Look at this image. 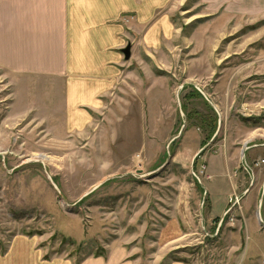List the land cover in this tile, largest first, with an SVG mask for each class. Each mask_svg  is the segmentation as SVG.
<instances>
[{"label":"rangeland","instance_id":"obj_1","mask_svg":"<svg viewBox=\"0 0 264 264\" xmlns=\"http://www.w3.org/2000/svg\"><path fill=\"white\" fill-rule=\"evenodd\" d=\"M255 4L162 7L154 48L131 65L137 77H114L85 114L66 112L63 99L17 112L12 77L0 72V254L21 235L41 264H264V239L246 238L250 219L264 237V173L245 170L264 165V155L245 163L264 144V7ZM222 153L244 173L231 178L258 193L236 214L247 187L233 191L239 203L227 200L215 221L203 194L208 156Z\"/></svg>","mask_w":264,"mask_h":264},{"label":"crops","instance_id":"obj_2","mask_svg":"<svg viewBox=\"0 0 264 264\" xmlns=\"http://www.w3.org/2000/svg\"><path fill=\"white\" fill-rule=\"evenodd\" d=\"M177 1L180 0H0V72L12 77L14 110L25 114L30 112L25 107H57L58 99H63L61 105L68 113H81L84 108L85 114L88 109H98L114 77H137L130 72L131 65L138 62L137 52L146 55L154 48V33L162 24L154 26L153 18H167L168 15H157L158 11ZM225 1L244 2L246 8L256 3L257 11L264 7V0ZM241 10L244 13V7ZM127 45H131V54L126 60L122 49ZM196 144L194 141L185 147L189 156L196 151ZM259 155H264V144L248 150L245 163L254 164ZM207 166L211 181L203 201L206 204L208 199L210 203L211 219H218L227 210L232 192L247 187V194L250 184L231 178L230 173L239 171V167L235 169L223 153L221 157L209 155ZM254 167L251 164L245 170L258 179L264 165L256 172ZM242 172L236 174L244 175ZM222 180L226 183L219 186ZM257 193L254 187L243 198L242 208H236L234 213L241 209L247 213ZM254 225L251 219L246 223L247 241L252 233L257 241L264 239ZM258 251L263 253L264 247H258ZM39 254L33 237L13 236L7 250L0 254V264H41ZM113 264L128 263L113 260Z\"/></svg>","mask_w":264,"mask_h":264},{"label":"water","instance_id":"obj_3","mask_svg":"<svg viewBox=\"0 0 264 264\" xmlns=\"http://www.w3.org/2000/svg\"><path fill=\"white\" fill-rule=\"evenodd\" d=\"M122 53H123L124 58H125L126 60L129 59V58H130V54H131V45H127L125 48H123V49H122ZM197 89L200 90L199 88H197ZM200 91H201V90H200ZM169 160H170V156H167V159H166V162H165V163H168ZM192 166H193V165H192ZM203 195L205 196V191H204V194H203ZM257 214H258V217H259L260 222L263 224V220H262L261 215H260V209L258 210ZM221 221H222V220L220 219V222H221Z\"/></svg>","mask_w":264,"mask_h":264},{"label":"built area","instance_id":"obj_4","mask_svg":"<svg viewBox=\"0 0 264 264\" xmlns=\"http://www.w3.org/2000/svg\"><path fill=\"white\" fill-rule=\"evenodd\" d=\"M261 162H263V161H261ZM228 201H229V204H231L232 206H234V205H237L239 203L240 197L236 193H234V194H232L229 197Z\"/></svg>","mask_w":264,"mask_h":264},{"label":"trees","instance_id":"obj_5","mask_svg":"<svg viewBox=\"0 0 264 264\" xmlns=\"http://www.w3.org/2000/svg\"><path fill=\"white\" fill-rule=\"evenodd\" d=\"M198 185H199V184H198ZM199 188L202 189L201 185H199ZM216 220H217V219H216ZM216 220H215V221H216Z\"/></svg>","mask_w":264,"mask_h":264}]
</instances>
